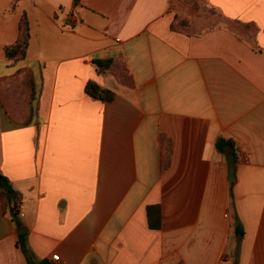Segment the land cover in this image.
<instances>
[{"label": "crops", "instance_id": "obj_1", "mask_svg": "<svg viewBox=\"0 0 264 264\" xmlns=\"http://www.w3.org/2000/svg\"><path fill=\"white\" fill-rule=\"evenodd\" d=\"M13 1L0 0V173L19 225L0 204V264H28L20 229L50 264H264V0ZM25 13L28 125L4 51ZM90 81L115 98L90 97Z\"/></svg>", "mask_w": 264, "mask_h": 264}, {"label": "trees", "instance_id": "obj_2", "mask_svg": "<svg viewBox=\"0 0 264 264\" xmlns=\"http://www.w3.org/2000/svg\"><path fill=\"white\" fill-rule=\"evenodd\" d=\"M19 0H14L11 10L14 11L17 8ZM195 8L198 10V6L195 5ZM185 26L184 22H180ZM179 23V24H180ZM246 29L251 30L253 26L245 25ZM31 39V29L30 22L27 14H23L21 17L19 25V35L17 40L10 45H7L4 49L5 57L9 66L11 68H17L15 72V77H23V84L27 92V115L21 123L28 125L32 123L35 117V107L34 102L36 99V89H35V79L32 70L29 67H20L27 60V52L29 48V43ZM94 64L102 69H110L112 61H94ZM86 93L95 100H100L103 102H110L115 98V94L99 85L94 81L88 82L85 88ZM4 104V103H3ZM10 114V112H9ZM11 115V114H10ZM218 152L225 154L227 149H229L234 156L236 157V146L235 143L231 140H226L222 137L218 139L217 142ZM0 204L4 211H9L13 221L19 225L18 222V201L17 193L13 189V186L10 180L0 173ZM147 215L149 226L152 229H159L161 227V209L159 206H149L147 208ZM237 234L239 237L244 235L243 228L241 226L237 227ZM19 248L22 250L26 256L28 264H50L47 260H39L31 251L27 241V235H19Z\"/></svg>", "mask_w": 264, "mask_h": 264}, {"label": "water", "instance_id": "obj_3", "mask_svg": "<svg viewBox=\"0 0 264 264\" xmlns=\"http://www.w3.org/2000/svg\"><path fill=\"white\" fill-rule=\"evenodd\" d=\"M227 161H228V164H229V180L231 182H234L236 180V166H235V157H234V154L232 153H229L227 155ZM25 231L20 229L19 230V233L22 234L24 233Z\"/></svg>", "mask_w": 264, "mask_h": 264}, {"label": "built area", "instance_id": "obj_4", "mask_svg": "<svg viewBox=\"0 0 264 264\" xmlns=\"http://www.w3.org/2000/svg\"><path fill=\"white\" fill-rule=\"evenodd\" d=\"M77 22V19L74 17V16H71L70 18H69V27L70 28H73V25L75 24ZM59 256L58 255H54L53 256V260H55V261H59Z\"/></svg>", "mask_w": 264, "mask_h": 264}, {"label": "rangeland", "instance_id": "obj_5", "mask_svg": "<svg viewBox=\"0 0 264 264\" xmlns=\"http://www.w3.org/2000/svg\"><path fill=\"white\" fill-rule=\"evenodd\" d=\"M178 29H182V28H184V25L183 24H178L177 26H176Z\"/></svg>", "mask_w": 264, "mask_h": 264}]
</instances>
